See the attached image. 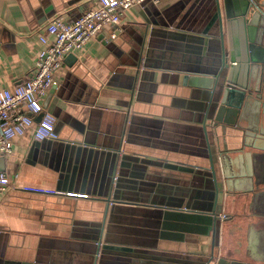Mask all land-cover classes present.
Wrapping results in <instances>:
<instances>
[{
    "label": "crops",
    "instance_id": "0c3cea01",
    "mask_svg": "<svg viewBox=\"0 0 264 264\" xmlns=\"http://www.w3.org/2000/svg\"><path fill=\"white\" fill-rule=\"evenodd\" d=\"M98 5L0 0V91L33 76L51 19L70 23ZM214 12V0L135 6L65 58L42 99L57 140L29 132L0 158V174L15 186L0 192V264L264 263V191L256 214H248L251 195L232 205L224 193L218 221L213 215L208 144L218 150L219 177L225 143L236 171L252 168L248 152L264 154L238 149L244 136L233 127L217 134L210 92L198 86L220 61ZM253 45L264 62V37ZM253 65L264 97V63ZM262 100L240 119L253 134L264 125ZM255 169L264 188V157Z\"/></svg>",
    "mask_w": 264,
    "mask_h": 264
},
{
    "label": "water",
    "instance_id": "95a60500",
    "mask_svg": "<svg viewBox=\"0 0 264 264\" xmlns=\"http://www.w3.org/2000/svg\"><path fill=\"white\" fill-rule=\"evenodd\" d=\"M214 1L215 12L210 24L218 26L219 34L217 37L221 43V56L219 65L216 64V72L211 76H199L201 80H198V86L208 89L210 92L209 109L215 118L217 134L218 126H221L224 135L227 134L228 127H233L238 131L240 130L241 135L244 136V139L243 137L238 138L236 142L238 149L245 151L246 147H250L264 152V125H261L262 128L257 134H253L248 128L243 129L240 125V119L244 116L252 99H263L264 109V97L261 95L260 84L251 77L252 72L260 70L259 65L258 68H255L253 64L256 62L264 63L260 58H256L257 48L253 45L255 43L259 45L264 37V0ZM225 27H227L230 40L229 47L226 46L225 42ZM55 88L53 87L49 94ZM41 118L42 116L38 117L39 120ZM208 149L211 157V174L215 186L213 215L216 216V221H218L219 207L220 210L222 209L221 204H219L220 196L224 193L231 196L232 205L236 204L237 197L246 198L251 195L248 214H256L253 212L256 208L254 199H256L257 194L264 191V188L256 179L255 167H257V160L264 157V154L248 152L246 156L248 160H251L252 168L246 170L241 167L236 171L232 169L233 161L228 154L229 147L225 143L223 148L225 154L221 156L223 175L219 177L216 169L219 158L218 150L210 144H208ZM219 149L221 153V147ZM245 210L246 208H244V212ZM110 249L118 248L110 247ZM234 257L231 256L230 261L228 259L219 260L217 264H255L240 261Z\"/></svg>",
    "mask_w": 264,
    "mask_h": 264
},
{
    "label": "built area",
    "instance_id": "2783aa9c",
    "mask_svg": "<svg viewBox=\"0 0 264 264\" xmlns=\"http://www.w3.org/2000/svg\"><path fill=\"white\" fill-rule=\"evenodd\" d=\"M158 0H99L97 8L87 11L73 22L51 19L41 38V52L33 76L12 89L0 91V158L13 151V140L32 132L37 141L57 140L56 119L46 111L42 99L56 87V73L65 58L84 48L106 26L117 27L126 11ZM52 37L53 41H48ZM42 116L40 121L36 119ZM5 174H0V192L14 189ZM223 219L227 217L222 216Z\"/></svg>",
    "mask_w": 264,
    "mask_h": 264
}]
</instances>
